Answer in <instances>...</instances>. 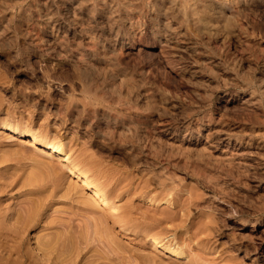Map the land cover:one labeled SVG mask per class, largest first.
Returning a JSON list of instances; mask_svg holds the SVG:
<instances>
[{
    "label": "rangeland",
    "instance_id": "rangeland-1",
    "mask_svg": "<svg viewBox=\"0 0 264 264\" xmlns=\"http://www.w3.org/2000/svg\"><path fill=\"white\" fill-rule=\"evenodd\" d=\"M7 123L0 264H264V0H0Z\"/></svg>",
    "mask_w": 264,
    "mask_h": 264
},
{
    "label": "bare ground",
    "instance_id": "bare-ground-1",
    "mask_svg": "<svg viewBox=\"0 0 264 264\" xmlns=\"http://www.w3.org/2000/svg\"><path fill=\"white\" fill-rule=\"evenodd\" d=\"M14 132V133H24V134H26V131H23V129H20L18 126H16V125H12V124H10V123H7V125L5 126V127H3V129H1V133H4V132ZM30 134H31V132H30ZM29 135V134H28ZM31 137V139H32V141H33V143L34 144H40V143H44V144H46L48 141H45V138L42 136V135H38V134H36V133H33V134H31L30 135ZM47 153L46 154H48V155H55V156H58V158L59 159H61V160H63V161H66V162H69L70 164L72 163V158L70 157V155L67 153V152H65V149L62 147V145H58V144H51L50 142H48L47 144ZM74 165H75V163H74ZM74 165H71L70 166V171H72L71 172V174H74V176L78 179V180H80L81 182H82V185H84V186H86V188H90V189H92V196H94V198L96 199L95 200V202H94V204L95 203H97L96 201H98V202H100V206L102 207V209L101 210H103V213L104 214H108V216H112V215H114V217H116L117 216V213L119 212L118 211V209H117V207H116V205H115V203H113L110 199H108V197H106V194H104V191H102L101 189H99L94 183H93V180L87 175V174H85L82 170H80V169H78L79 167H76V166H74ZM68 166V165H67ZM69 167V166H68ZM67 167V168H68ZM73 190V189H72ZM71 192V191H70ZM77 192V191H76ZM75 192V193H76ZM79 197V196H78ZM77 197V198H78ZM83 198H79V201L80 202H82V203H84V205L86 204L87 206L85 207L86 208V210H87V208L90 206V205H92V207H94L95 208V206H94V204H92L93 203V201H92V203H91V201H90V198H88L89 200H87V198L85 197V199H84V196H82ZM93 198V199H94ZM78 201V202H79ZM79 202V203H80ZM81 203V204H82ZM99 204V203H98ZM79 205V204H78ZM84 205H82V207L84 206ZM89 205V206H88ZM81 206V205H80ZM98 206V205H97ZM81 207V208H82ZM92 207H90V208H92ZM99 207V206H98ZM84 208V207H83ZM96 209V208H95ZM89 216V215H88ZM91 217V216H90ZM89 217V218H90ZM92 217H94V216H92ZM91 217V219L92 220H94L93 218ZM113 217V216H112ZM30 218V217H29ZM28 218V219H29ZM32 218V217H31ZM96 218H98L97 216H96ZM100 218V217H99ZM108 218H110V217H108ZM117 218V217H116ZM102 219H105V218H102L101 217V221H102ZM118 219V218H117ZM117 219L116 220H114V222L115 221H117ZM32 220H33V218H32ZM31 220V221H32ZM99 220V219H98ZM97 220V221H98ZM16 221V220H15ZM28 221H30V219L28 220ZM27 220H25V224H24V227H25V225H26V222H27V224H29V222H28ZM120 220H118V222H116L117 224L118 223H120L119 222ZM18 222H20V221H18ZM104 222V221H103ZM32 223V222H31ZM34 223V222H33ZM98 223H99V221H98ZM101 223V222H100ZM102 224V223H101ZM100 224V225H101ZM120 224H122V223H120ZM102 225H104V224H102ZM123 225V224H122ZM249 226V221L247 220V219H245V220H241V222H240V228L241 229H245V228H247ZM250 230H252V231H254V230H257V229H259V227H260V224L258 223V222H252V223H250ZM28 227V226H27ZM0 230H2V229H0ZM1 232V231H0ZM7 232V231H6ZM17 231H15V234L16 235H18L19 233L17 232ZM2 233H4V231L2 232ZM6 233H4L3 235H5ZM0 237H3V235L0 233ZM16 235L14 236V237H16ZM19 236H20V238L22 239L23 237H22V235L21 234H19ZM4 238H7V237H4ZM3 238V239H4ZM17 238H19V237H17ZM2 239V238H1ZM21 239H19V240H21ZM5 240V239H4ZM165 240V239H164ZM163 239H159V238H153V243H154V246H157V247H160V248H162L164 251H166V252H168V253H170L171 255H173L174 257L176 256V258H182V257H184L185 256V252L183 251V250H181L180 248H178L176 245H174V244H172V243H167L166 241H164ZM2 242H3V240H1ZM0 241V242H1ZM17 241H18V239H17ZM21 242V241H20ZM19 242V243H20ZM41 243L42 242H44V241H40ZM22 243V242H21ZM40 243V244H41ZM45 243V242H44ZM44 243H42L43 245H40L39 246V248L45 253V255H46V253H49V252H53V250H51L50 248H53V246L51 247V245L49 246V249H48V247H47V245H46V243L44 244ZM44 245H46V247H43ZM18 245H16L15 247H17ZM42 246V247H41ZM18 249L17 250H19V248H21V247H17ZM161 249V250H162ZM21 251V250H20ZM22 252V251H21ZM44 253H43V255H44ZM27 254V253H26ZM38 255V254H37ZM39 256V255H38ZM35 258V257H34ZM152 259V258H151ZM154 259V258H153ZM46 260V259H45ZM47 261V260H46ZM1 262V261H0ZM36 262V261H35ZM35 262H33L34 264H38L37 262L35 263ZM199 263V262H198ZM29 264H31V263H29ZM40 264V263H39Z\"/></svg>",
    "mask_w": 264,
    "mask_h": 264
}]
</instances>
